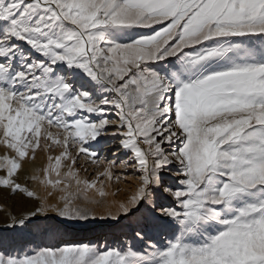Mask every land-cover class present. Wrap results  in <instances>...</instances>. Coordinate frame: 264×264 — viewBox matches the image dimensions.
<instances>
[{"label": "snow or ice", "instance_id": "obj_1", "mask_svg": "<svg viewBox=\"0 0 264 264\" xmlns=\"http://www.w3.org/2000/svg\"><path fill=\"white\" fill-rule=\"evenodd\" d=\"M16 198L12 232L61 238L0 235V264H264V0H0ZM121 225L132 242L63 239Z\"/></svg>", "mask_w": 264, "mask_h": 264}, {"label": "rangeland", "instance_id": "obj_2", "mask_svg": "<svg viewBox=\"0 0 264 264\" xmlns=\"http://www.w3.org/2000/svg\"><path fill=\"white\" fill-rule=\"evenodd\" d=\"M58 154V152L53 153V155ZM104 155H108L107 152L104 153ZM113 156L116 154L113 153ZM37 165H44L47 163L46 155L44 153H38ZM78 166L88 169V174L95 173L98 169L95 165H92L90 162H86L84 160L78 161ZM116 171L121 175L123 178L124 169L117 168ZM85 173L82 171L81 175H84ZM55 178V177H53ZM134 184L135 181L129 180L128 182H121L119 185L113 184L109 191L115 192L117 190V187L120 189L119 194L116 196H110L108 198V202L112 203L113 201H120L123 200L125 197V194L130 192L129 184ZM41 192V195L44 194V190L39 189ZM56 195L53 194V198L51 199V203L56 202ZM103 210V205L98 209V211ZM113 211L115 209L113 208ZM0 235L8 236L9 238H16L17 246L23 245L26 241H31V245H38V244H50L54 243L57 239H60L61 237L58 236H52V235H43L41 231L33 229V233L31 235H27L21 239L17 236L16 233L12 232L10 229L11 225V217L15 214H23L21 212V208L19 206V198H16V206H13V201L10 199H6L2 202H0ZM50 215H54L50 213ZM5 220H7V224H5ZM100 223L104 224H114L113 221H101ZM130 222L125 220L124 225L129 224ZM124 225L112 227V228H95V229H82V230H76L71 233H69L67 236H64L63 239L67 240L70 243H80V242H88L92 241L93 243L100 242L102 243L105 238H107L108 242L110 243H130L131 240V229L128 227H125Z\"/></svg>", "mask_w": 264, "mask_h": 264}, {"label": "bare ground", "instance_id": "obj_3", "mask_svg": "<svg viewBox=\"0 0 264 264\" xmlns=\"http://www.w3.org/2000/svg\"><path fill=\"white\" fill-rule=\"evenodd\" d=\"M45 165V164H44Z\"/></svg>", "mask_w": 264, "mask_h": 264}]
</instances>
